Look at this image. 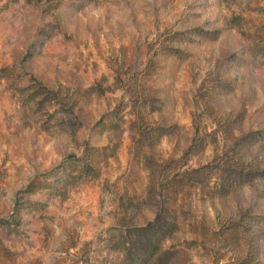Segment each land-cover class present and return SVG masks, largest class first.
<instances>
[{"label": "rangeland", "instance_id": "1", "mask_svg": "<svg viewBox=\"0 0 264 264\" xmlns=\"http://www.w3.org/2000/svg\"><path fill=\"white\" fill-rule=\"evenodd\" d=\"M0 264H264V0H0Z\"/></svg>", "mask_w": 264, "mask_h": 264}]
</instances>
